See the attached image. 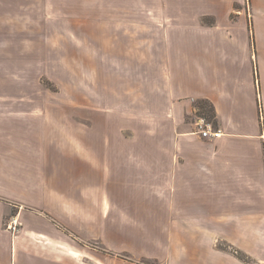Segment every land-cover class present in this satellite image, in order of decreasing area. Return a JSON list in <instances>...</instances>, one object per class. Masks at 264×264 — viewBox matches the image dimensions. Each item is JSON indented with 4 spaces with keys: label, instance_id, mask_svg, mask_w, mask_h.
Instances as JSON below:
<instances>
[{
    "label": "crops",
    "instance_id": "obj_1",
    "mask_svg": "<svg viewBox=\"0 0 264 264\" xmlns=\"http://www.w3.org/2000/svg\"><path fill=\"white\" fill-rule=\"evenodd\" d=\"M218 1L199 2L201 17L214 23L151 38L145 103L151 124L171 131L111 132L109 115L101 134L72 132L63 153V132L47 131L39 117L43 132H32L30 97L14 95L29 91L1 76L0 264H72L60 252L78 245H63L56 223L66 209L71 228L89 239L96 182L111 217L156 230L168 222L181 264H264V22L254 17V47L246 0H222L221 8ZM202 100L214 108L219 138L196 133ZM13 206L23 224L15 239L4 230ZM219 240L250 260L215 248Z\"/></svg>",
    "mask_w": 264,
    "mask_h": 264
},
{
    "label": "rangeland",
    "instance_id": "obj_2",
    "mask_svg": "<svg viewBox=\"0 0 264 264\" xmlns=\"http://www.w3.org/2000/svg\"><path fill=\"white\" fill-rule=\"evenodd\" d=\"M199 2L0 0V82L1 76L6 75L7 84L14 89L25 86L29 93L14 95L30 97L32 132H43L41 124L36 123L41 121L34 117L49 124L52 130L47 131L63 132V153L70 147L72 132L101 134L109 115L111 132L123 130L132 136L157 128L159 132L171 131L168 124L160 121L151 124L150 108L145 103L150 97L151 38L177 36L183 28L214 23V17H201ZM212 2L203 5L213 7ZM246 4L254 36L255 21L257 25L264 22V0H246ZM217 5L221 8L222 0ZM136 101L140 107H129ZM202 101L195 103V116L205 118L215 128L212 109L206 104L211 116H204L199 107ZM97 184L91 211L94 229L89 239L71 228L70 212L66 209L62 210L66 219L56 223L62 233L58 240L63 245H78L77 252L62 248L64 263H182L178 252L170 251L175 237L169 235L168 222H158L156 230L149 222L121 219L118 214L111 217L101 203ZM20 209L21 206H13L12 217L4 222V230L12 239L22 235ZM214 247L233 255L239 251L222 240L215 241Z\"/></svg>",
    "mask_w": 264,
    "mask_h": 264
},
{
    "label": "built area",
    "instance_id": "obj_3",
    "mask_svg": "<svg viewBox=\"0 0 264 264\" xmlns=\"http://www.w3.org/2000/svg\"><path fill=\"white\" fill-rule=\"evenodd\" d=\"M197 133L200 134L204 138H219L222 134L220 130H217L213 127V124L208 122L205 118H199L197 123ZM17 224V223H16ZM12 229H16V226L13 228L12 226H9Z\"/></svg>",
    "mask_w": 264,
    "mask_h": 264
},
{
    "label": "trees",
    "instance_id": "obj_4",
    "mask_svg": "<svg viewBox=\"0 0 264 264\" xmlns=\"http://www.w3.org/2000/svg\"><path fill=\"white\" fill-rule=\"evenodd\" d=\"M251 30V29H250ZM252 31V30H251ZM252 42H253V45H254V47H255V40H254V36H252ZM206 104H209L207 101H202L201 102V105L199 106L201 109H203L202 111H203V113H204V116H206V117H210L211 115V112H210V110L208 109V107L206 106ZM210 105V104H209ZM210 107H211V109H212V118H215V111H214V108L210 105ZM196 109H198V106H196ZM210 113V114H209ZM216 125H217V123H215ZM240 254V251H236V256L239 258V259H241V260H243V261H248V260H250V257H248V256H246L244 253L242 254V252H241V255H239Z\"/></svg>",
    "mask_w": 264,
    "mask_h": 264
}]
</instances>
